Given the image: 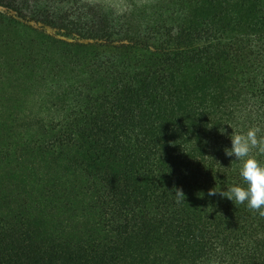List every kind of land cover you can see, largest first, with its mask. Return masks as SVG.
Wrapping results in <instances>:
<instances>
[{
	"label": "trees",
	"instance_id": "obj_1",
	"mask_svg": "<svg viewBox=\"0 0 264 264\" xmlns=\"http://www.w3.org/2000/svg\"><path fill=\"white\" fill-rule=\"evenodd\" d=\"M252 126L264 0H0V264H264Z\"/></svg>",
	"mask_w": 264,
	"mask_h": 264
},
{
	"label": "clouds",
	"instance_id": "obj_2",
	"mask_svg": "<svg viewBox=\"0 0 264 264\" xmlns=\"http://www.w3.org/2000/svg\"><path fill=\"white\" fill-rule=\"evenodd\" d=\"M260 133L261 129L256 126L249 127L246 132H232L231 147L224 149L226 156H234L235 160L243 161L239 174L247 187L234 185L220 192L212 188L208 195L219 194L237 204L246 203L250 210L264 216V164L260 163L257 155H253V152L264 155V136ZM176 195L185 200V194L181 189H176Z\"/></svg>",
	"mask_w": 264,
	"mask_h": 264
},
{
	"label": "rangeland",
	"instance_id": "obj_3",
	"mask_svg": "<svg viewBox=\"0 0 264 264\" xmlns=\"http://www.w3.org/2000/svg\"><path fill=\"white\" fill-rule=\"evenodd\" d=\"M96 1L102 2V3H109V4L115 5L117 7H120V6H125L126 4L130 5L132 3L140 2V1H144V0H96ZM45 31L48 33H54V31L51 30L50 28H45Z\"/></svg>",
	"mask_w": 264,
	"mask_h": 264
}]
</instances>
